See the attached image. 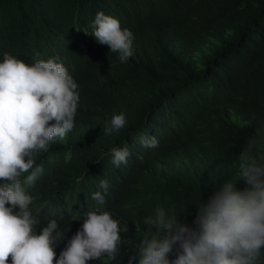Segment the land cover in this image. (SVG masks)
<instances>
[{
  "label": "trees",
  "instance_id": "16d2710c",
  "mask_svg": "<svg viewBox=\"0 0 264 264\" xmlns=\"http://www.w3.org/2000/svg\"><path fill=\"white\" fill-rule=\"evenodd\" d=\"M98 12L133 33L126 63L92 36ZM5 53L29 66L58 57L78 84L73 129L35 154L32 185L21 177L36 234L58 222L56 259L95 211L118 221L121 243L115 259L88 264H130L158 205L191 224L213 186L239 182L248 140L264 141V0H0V62ZM121 113L125 126L105 135ZM151 136L158 147L142 146ZM125 147L117 168L110 149Z\"/></svg>",
  "mask_w": 264,
  "mask_h": 264
},
{
  "label": "clouds",
  "instance_id": "9594fccd",
  "mask_svg": "<svg viewBox=\"0 0 264 264\" xmlns=\"http://www.w3.org/2000/svg\"><path fill=\"white\" fill-rule=\"evenodd\" d=\"M92 28L99 44L118 53L120 63L128 61L134 40L130 30L103 12L96 14ZM58 60L29 66L5 53L0 62V264H8L9 258L11 264H88L102 256L115 259L119 251L120 228L109 212L85 213L59 259L54 250L63 239L58 222L50 220L36 234L38 221L29 209L33 198L21 177L28 174V185L37 179L43 169L34 167L35 154L47 152L50 141L73 129L79 101L77 82ZM125 124L123 113L114 115L103 131L111 135ZM141 143L156 148L159 142L151 136ZM262 146L264 141L255 137L248 140L238 157L239 182L213 186L191 224L180 222L174 209L169 214L158 205L144 218L147 231L130 264L137 257L138 264H258L264 249ZM110 154L117 168L128 163V148H111ZM99 187L107 194L108 180L101 179ZM91 198L104 203L99 191Z\"/></svg>",
  "mask_w": 264,
  "mask_h": 264
},
{
  "label": "rangeland",
  "instance_id": "374dc122",
  "mask_svg": "<svg viewBox=\"0 0 264 264\" xmlns=\"http://www.w3.org/2000/svg\"><path fill=\"white\" fill-rule=\"evenodd\" d=\"M33 198V197H32ZM35 198H33V200H34Z\"/></svg>",
  "mask_w": 264,
  "mask_h": 264
}]
</instances>
